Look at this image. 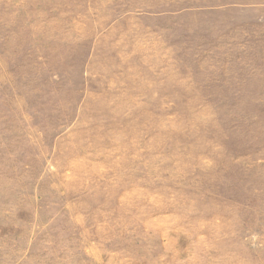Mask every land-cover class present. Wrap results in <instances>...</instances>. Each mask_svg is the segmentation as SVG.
<instances>
[{
	"label": "rangeland",
	"instance_id": "rangeland-1",
	"mask_svg": "<svg viewBox=\"0 0 264 264\" xmlns=\"http://www.w3.org/2000/svg\"><path fill=\"white\" fill-rule=\"evenodd\" d=\"M0 264H264V0H0Z\"/></svg>",
	"mask_w": 264,
	"mask_h": 264
}]
</instances>
